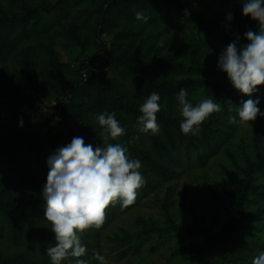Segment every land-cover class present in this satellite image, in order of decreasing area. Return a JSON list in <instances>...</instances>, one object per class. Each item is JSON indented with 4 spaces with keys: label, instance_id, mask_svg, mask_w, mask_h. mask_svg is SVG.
Segmentation results:
<instances>
[{
    "label": "rangeland",
    "instance_id": "obj_1",
    "mask_svg": "<svg viewBox=\"0 0 264 264\" xmlns=\"http://www.w3.org/2000/svg\"><path fill=\"white\" fill-rule=\"evenodd\" d=\"M190 1L0 0V103L16 117L0 129V264H50L47 160L74 137L97 146L87 127L103 146L95 117L106 111L125 129L108 142L140 160L146 184L133 205L109 207L103 227L82 234L87 251L79 259L99 264L95 251L106 264H252L264 251V116L242 125L237 111L258 99L264 112V86L251 96L236 90L218 68L227 46H206L197 24L204 18L235 34L247 17L240 0H194L186 15ZM137 12L148 21H138ZM193 66L224 84L225 96L239 95L237 123L228 118L210 146L191 153L182 147L171 160L159 149L168 98L176 93L177 101L183 88L191 103L212 99L195 86L203 76L190 72ZM152 92L160 95L157 135L137 124ZM146 156L158 158L159 168L146 166Z\"/></svg>",
    "mask_w": 264,
    "mask_h": 264
},
{
    "label": "clouds",
    "instance_id": "obj_2",
    "mask_svg": "<svg viewBox=\"0 0 264 264\" xmlns=\"http://www.w3.org/2000/svg\"><path fill=\"white\" fill-rule=\"evenodd\" d=\"M240 3L243 15L258 23V31H246L247 43L239 48V37L229 43L218 57V68L227 74L236 90L251 96L258 87L264 86V0H240ZM227 18L232 20V14ZM136 19L146 23L149 17L137 12ZM187 96L188 92L183 88L176 96L183 117L180 129L184 135L195 136L205 120L221 111V105L207 98L193 106ZM159 101V93L152 92L140 106L141 115L137 119L140 132L159 133L156 115L160 111ZM258 104V99L243 102L237 110L238 122L251 125L258 116H264ZM95 119L103 129V146L86 144L83 137L78 136L58 148L47 160L49 171L42 197L45 220L55 240V245L47 249L50 264H62L70 257L76 258L74 264H88L79 259L87 251L82 234L102 228L109 207L119 204L121 209H126L133 205L146 184L140 160L131 159L124 145L108 142L110 138L116 140L125 134L115 112L106 111ZM229 122L237 123L236 116H231ZM93 258L99 264H106L105 257L99 252L94 251ZM252 264H264V251L253 259Z\"/></svg>",
    "mask_w": 264,
    "mask_h": 264
},
{
    "label": "trees",
    "instance_id": "obj_3",
    "mask_svg": "<svg viewBox=\"0 0 264 264\" xmlns=\"http://www.w3.org/2000/svg\"><path fill=\"white\" fill-rule=\"evenodd\" d=\"M111 1L112 0H106V2L108 3H110ZM194 3V0H191L187 3V12L190 13L192 11V6ZM197 24L201 33L199 34L200 38L204 41L206 46H210L213 48H216L219 45L228 46L229 43L236 41L237 37H239V43L237 45V47L239 48L241 45L247 43V40L244 36L245 32L251 30L252 28L258 25L256 21H253L250 17H247V20L244 24L241 25L239 31L233 34L226 33L225 25L219 26V24H217L216 22L211 25L209 22L204 20V18H198ZM220 30L222 31V34L219 33ZM190 72H194V75L201 74L203 76L202 79H199V81H197L195 86L202 87V90L207 94L208 97H212L214 102L219 103L221 105V111L218 113H213L207 120H205L201 124V130L198 135H184L180 129V123L182 122L183 117L181 116V111L178 102L174 100V96L176 93L174 94V96H170L167 100V107L170 115L168 119L164 120V122L162 123L163 134L165 135L164 137L166 139V145L163 144L164 146H161L160 143L159 149L161 151H165L167 155H169V158L171 160L172 158L176 157V155H179V150L182 147H185L191 153L193 151V147H195V150H201L203 145L206 144L210 146L213 141L219 139V136L222 135V128L226 125L227 119L235 115L236 111L234 110L236 107V103L240 99L239 95H234V91L231 90H229L231 94L228 92L229 94L227 93L225 96L224 91L226 92V86L224 84L217 85V82L213 81L214 79H211L209 77V72L204 73L205 71L203 67L193 66L190 69ZM206 74L208 75L207 77H205ZM192 104L193 106H195L198 103L192 102ZM176 109L178 111H175ZM8 127V125H4L0 126V129H7ZM10 129L11 128H9V130ZM87 134L89 135L87 140L95 139V145L100 146V142L102 145V139L96 138L95 135L91 132L90 127H87ZM157 137L158 136H156V138ZM156 143L158 144L159 142L157 141ZM159 149L158 154L163 155ZM148 158L149 157L146 156V166H152L155 170L159 168L160 165L158 164V158L153 159L151 161Z\"/></svg>",
    "mask_w": 264,
    "mask_h": 264
},
{
    "label": "built area",
    "instance_id": "obj_4",
    "mask_svg": "<svg viewBox=\"0 0 264 264\" xmlns=\"http://www.w3.org/2000/svg\"><path fill=\"white\" fill-rule=\"evenodd\" d=\"M16 121L13 108L9 105L6 100L1 101L0 103V126L12 124Z\"/></svg>",
    "mask_w": 264,
    "mask_h": 264
}]
</instances>
